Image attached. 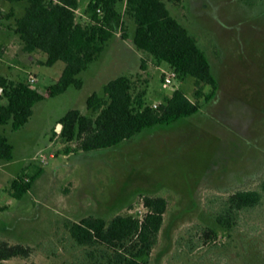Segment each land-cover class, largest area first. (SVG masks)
<instances>
[{
  "label": "rangeland",
  "instance_id": "obj_1",
  "mask_svg": "<svg viewBox=\"0 0 264 264\" xmlns=\"http://www.w3.org/2000/svg\"><path fill=\"white\" fill-rule=\"evenodd\" d=\"M89 1L79 0L78 22H89ZM164 1L208 54L219 82L216 96L207 103L200 100L201 110L192 116L144 130L118 146L85 152L74 150L77 142L61 138L59 122L73 109L94 116L87 99L94 92L105 96L109 81L131 76L136 86H147L146 101L158 105L176 90L197 102L195 79L178 75L164 87L162 77L171 73L170 66L137 51L135 23L124 14L129 37L121 31L108 42L78 75L82 88L70 86L48 96V86L61 77L65 63L47 66V54L24 51L9 25L25 4L0 0V74L15 81L35 76L31 86L46 95L20 130L0 126L14 147L13 159L4 161L9 174L0 185V242L28 250L27 256L0 264H95L68 225L89 215L107 221L117 215L142 219L145 196L168 201L148 264H264V198L241 212L231 228L216 221L230 194L259 189L264 179V0ZM12 7L15 15L7 17ZM119 8L124 12V5ZM39 169L43 172L30 192L14 198L7 180ZM208 229L215 235L207 236Z\"/></svg>",
  "mask_w": 264,
  "mask_h": 264
},
{
  "label": "trees",
  "instance_id": "obj_2",
  "mask_svg": "<svg viewBox=\"0 0 264 264\" xmlns=\"http://www.w3.org/2000/svg\"><path fill=\"white\" fill-rule=\"evenodd\" d=\"M24 3V12L15 16L9 28L20 37L23 50L47 54L43 64L53 66L63 61L61 77L48 86L47 95L54 97L70 86L82 88L78 75L97 60L108 42L125 30L124 14L135 23L133 43L137 51L150 57L157 65L166 62L179 75L195 79L197 102L184 93L174 91L158 105L146 101L147 86H136L128 75L119 76L104 86L105 96L94 92L87 99L90 116L79 109L70 110L61 120L60 136L65 142H77L74 150H101L133 139L142 131L158 125H169L198 113L202 104L217 94L219 82L212 70L208 54L196 38L169 11L164 0H90L86 14L88 23L77 21L79 0H7ZM180 3L182 0H169ZM124 5V12L119 8ZM13 7L7 17L14 16ZM147 66L142 59V68ZM209 86L208 92L204 87ZM0 126L10 125L14 131L25 126L34 106L46 95L27 81H15L0 74ZM200 100H203L201 103ZM56 133V131H55ZM14 147L0 130V160L11 161ZM67 152L72 151L70 147ZM43 169L32 176L23 170L11 182V195L21 200L33 187ZM264 198V179L259 189L237 190L230 194L216 214L224 228L237 223L240 213L259 206ZM146 213L142 219L133 215H117L110 221L89 215L68 227L74 241L86 249L85 256L95 264H148L164 224L168 201L162 196H145ZM4 208L0 206V211ZM208 229L206 235H215ZM22 245L0 242V260L27 256ZM86 264V263H83Z\"/></svg>",
  "mask_w": 264,
  "mask_h": 264
},
{
  "label": "built area",
  "instance_id": "obj_3",
  "mask_svg": "<svg viewBox=\"0 0 264 264\" xmlns=\"http://www.w3.org/2000/svg\"><path fill=\"white\" fill-rule=\"evenodd\" d=\"M1 8V6H0ZM179 74L173 70H171V73L162 77V83L164 87H167L169 84H171L173 82V78L177 77ZM28 83H35L37 82V77L35 76H30V78L27 81ZM156 106V105H155Z\"/></svg>",
  "mask_w": 264,
  "mask_h": 264
},
{
  "label": "crops",
  "instance_id": "obj_4",
  "mask_svg": "<svg viewBox=\"0 0 264 264\" xmlns=\"http://www.w3.org/2000/svg\"><path fill=\"white\" fill-rule=\"evenodd\" d=\"M0 6L2 7V3L0 2ZM4 8V7H3ZM2 59H3V57H2ZM15 69L16 68H14L13 70H14V72H15ZM2 75H4V76H6L5 74H2ZM6 77H8V76H6ZM9 79H12V80H14L12 77H8ZM9 162V161H8ZM6 167H7V163H4V161L3 160H0V185H1V182H5L6 180H4L7 176H8V171L6 170ZM12 182V181H11ZM11 182H8V180H7V183H10L11 184Z\"/></svg>",
  "mask_w": 264,
  "mask_h": 264
},
{
  "label": "water",
  "instance_id": "obj_5",
  "mask_svg": "<svg viewBox=\"0 0 264 264\" xmlns=\"http://www.w3.org/2000/svg\"><path fill=\"white\" fill-rule=\"evenodd\" d=\"M0 90H1V88H0Z\"/></svg>",
  "mask_w": 264,
  "mask_h": 264
}]
</instances>
